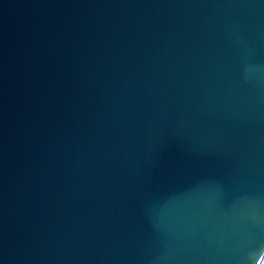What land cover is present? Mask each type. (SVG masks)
<instances>
[{
  "label": "water",
  "instance_id": "water-1",
  "mask_svg": "<svg viewBox=\"0 0 264 264\" xmlns=\"http://www.w3.org/2000/svg\"><path fill=\"white\" fill-rule=\"evenodd\" d=\"M264 0H0V264H259Z\"/></svg>",
  "mask_w": 264,
  "mask_h": 264
},
{
  "label": "rangeland",
  "instance_id": "rangeland-1",
  "mask_svg": "<svg viewBox=\"0 0 264 264\" xmlns=\"http://www.w3.org/2000/svg\"><path fill=\"white\" fill-rule=\"evenodd\" d=\"M259 264H264V256H263L262 259L260 260Z\"/></svg>",
  "mask_w": 264,
  "mask_h": 264
}]
</instances>
